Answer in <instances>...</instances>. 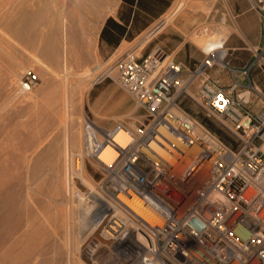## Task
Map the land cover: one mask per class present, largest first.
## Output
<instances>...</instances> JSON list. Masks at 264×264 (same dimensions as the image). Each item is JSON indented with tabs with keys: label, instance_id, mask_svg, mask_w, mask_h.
<instances>
[{
	"label": "built area",
	"instance_id": "1",
	"mask_svg": "<svg viewBox=\"0 0 264 264\" xmlns=\"http://www.w3.org/2000/svg\"><path fill=\"white\" fill-rule=\"evenodd\" d=\"M218 61L208 54L186 68L159 49L119 61L116 80L147 122L117 125L99 136L90 123L85 126L86 136L92 137L89 157L97 160L103 177L99 193L83 197H92L88 202L92 211L99 210L94 219L100 215V232L117 243L101 245L102 250L118 249L144 264H264V108L249 107V91L241 83L246 69L232 70L227 86L209 76ZM198 77L197 97L190 88ZM39 84L38 75L26 69L18 89L27 94ZM184 98L229 129L238 145L230 147L185 112L180 106ZM121 130L127 135L124 143L115 139ZM108 144L116 156L105 163L99 155ZM118 195L139 202L151 220L129 203L119 214L108 203H121ZM193 219L203 224L200 230L191 225Z\"/></svg>",
	"mask_w": 264,
	"mask_h": 264
},
{
	"label": "rangeland",
	"instance_id": "2",
	"mask_svg": "<svg viewBox=\"0 0 264 264\" xmlns=\"http://www.w3.org/2000/svg\"><path fill=\"white\" fill-rule=\"evenodd\" d=\"M21 1L26 0H0V3L4 9H7L11 4L17 5ZM29 1H39L40 5L47 3L49 7L53 9L62 6V18H65L74 6L72 0ZM121 1L122 0H119L115 9L106 16L105 21L109 17H116ZM257 4L262 6L263 3L258 2ZM28 8L35 9L36 5L32 4ZM191 13L192 15H190ZM187 14L190 16H187ZM229 14V7L226 0H208L205 8H192L185 6L171 19L172 21H168L159 32L151 35L152 37L149 34L150 29L163 15L155 19L149 26L139 33L134 32L133 39H124L115 47L110 46L106 41H102V43L99 44L102 28L96 37L91 38L87 30L84 28V23L77 22L76 28L79 42L76 45V49L81 53V57L77 60L67 61V64H63L61 56L59 63L54 67L46 60L44 61L45 67L35 61L32 56L34 53H37V47H33L34 50L32 47L25 45L17 37L8 34L9 32L0 26V52L3 51L6 54L0 58V67L8 70L9 65H13V73L10 78V85L11 83L12 85H9V90L11 87L12 88L10 91L2 89L0 92V125H3L0 131V177H3L4 175L13 178L18 174H24V172L27 174L29 172V170L27 171V168H30L31 164H35V166L37 165L36 169L38 168L37 171L42 175L35 183L36 187L40 186V189L37 188L32 191V199L34 200L35 198L33 202L34 209H36V211L34 210L36 215L41 217V219H48V222L51 221V224L53 225L60 219V214L62 216L64 215V218L68 216L67 218L69 220L67 219V221H73L74 216L72 215L75 210V207L73 208V203L69 202L70 199H68V203L61 204L62 199H60L59 196H56L53 192L54 181L57 178V175H62L66 171L65 168L59 167V165L63 163V159L65 161L64 148L66 147V150L69 148V159H66V162L70 161L69 166L70 172L72 173V152L77 153L79 150L73 149L71 145L78 134H81L80 138L83 139L86 124L90 123L94 126L99 136V133L104 135L103 133L106 130H112L117 125L129 128L134 125L141 126L142 123L146 124L147 122L145 120V112L137 106L135 101L119 86L116 80L119 61L126 58L128 55L143 58L148 53L158 49L171 58L173 56L172 51L175 46L174 44L180 40V36L178 34L170 33L163 34L161 31L165 29V31H168L174 24L177 25L181 23L188 30L186 38L189 42L186 46V59H191L193 61L198 60L196 63H199L200 60H203L208 56V53H205L201 45L193 40L194 37H207L213 35L212 37L214 38L215 36H218V33L224 34L225 32L228 33V37L231 33L238 32L237 21L235 18L230 17ZM253 38H255L254 35H250V39ZM141 43L143 44L140 45ZM10 46H12L11 53L7 54L6 49L7 47L10 48ZM222 50H224L225 53L224 57L219 60L215 66L208 69L207 72L209 73L212 69L223 68L224 65L225 67L239 68L240 70L246 69L250 82L247 83L248 85L242 88V90L249 91V93H245L246 97L248 94L250 95L249 107L254 110L264 108V45H252V49L248 53L233 56H230L227 52V46L225 43ZM179 54L182 55L181 52ZM96 66H99V69L104 71L108 68L109 70L107 73H102L101 78H96L93 82L87 85L89 78L95 73V71H92V68ZM26 69L34 71L40 79L39 86L32 93H27L29 94L28 96L18 89V79L16 78L20 77ZM65 81L67 84L64 85ZM198 87L199 77L196 78L194 84L190 88V93L197 97L198 95L196 94V91L198 90ZM41 89L46 90V92L49 93L48 95L51 94V96L54 95L55 97L46 98L45 95H42L44 93L46 94V92H41ZM5 91H7V93H5ZM39 95H42L44 98ZM61 96L64 99L65 104H67L65 109H61ZM180 106L191 117L200 123H203L230 147L235 148L238 145L237 137L232 134L229 129L223 127L218 121L207 117L202 108L192 99H182ZM11 124H16L18 126L27 125V130L23 129L22 137L18 136L16 138V134L9 129ZM26 135H29L30 137H26ZM48 148H52L53 150L50 151ZM50 161L52 162L50 163ZM83 161L85 172L90 180H93V183L96 182L95 184L97 185L103 177L99 163L92 157H85L83 158ZM52 163H55L56 166ZM52 165L54 167H52ZM55 167H58V169H55ZM50 186H52L53 191ZM120 196L123 197L122 195ZM125 200L136 210L141 212L148 220H151L150 213L139 202H134L133 204V202L126 198ZM69 204L71 208L68 206ZM59 207L61 211L60 209H57ZM53 210L58 212H54ZM94 211L89 212V219L93 220L95 216L98 215L99 210ZM67 212L70 215H68ZM56 213L59 214V216ZM45 215L48 216L45 217ZM76 223L77 221L75 224ZM63 226L56 229L55 232H50L51 239L47 241V244H52L56 247V249H51L50 251L53 250L54 253L56 250L57 251L55 254L52 253L53 251H49L47 253L49 257L56 255L58 251H60L62 256L67 258V256L75 252L73 246L75 242V231H73L72 226L68 229L69 226H66L65 222ZM57 231H59L60 234ZM86 233H88V231H86ZM100 244L107 245L103 240L100 241ZM99 251L97 259L98 264H131L132 260L130 257L123 252H119L118 249L106 251L102 250V247H99ZM79 259L84 261L82 255H79Z\"/></svg>",
	"mask_w": 264,
	"mask_h": 264
},
{
	"label": "bare ground",
	"instance_id": "3",
	"mask_svg": "<svg viewBox=\"0 0 264 264\" xmlns=\"http://www.w3.org/2000/svg\"><path fill=\"white\" fill-rule=\"evenodd\" d=\"M207 1L208 0H174L168 11L161 17L158 23L161 25L166 24L185 6L192 8H196V7L205 8ZM72 2H74L73 9L68 12V15L65 17L66 19L64 17L63 18L61 17L63 11L62 6L53 9L50 8L47 3L40 5L39 1L30 2L29 0H26V1H21L17 5L11 4L7 9H4V7L0 3V26L6 31H8L9 32L8 34L17 37L25 45L32 48L37 47L36 50L37 53H34L32 58L35 61H37L39 64H41L43 67H45L44 64L45 60L53 67L56 66L59 63L61 56H62L63 64L65 63L67 64V61L77 60L81 57V53L78 52L76 49V45L79 42V38L77 37L76 23L83 22L84 28L87 30L91 38L96 37L103 26L106 16L115 9V6L119 2V0H72ZM32 4L36 5L35 9L28 8ZM190 15H192V13ZM190 15L187 14V16ZM227 34L228 33L226 32L224 34L218 33V36L217 37L215 36L214 38L212 37L213 35L207 37H194L193 40L201 45L205 53H208L210 55L211 54L216 55L217 59L221 60L225 55L224 50L222 49L224 47V41L227 38ZM143 43H141L140 45H142ZM11 50H12V46H10V48L7 47L6 49L7 54L8 53L10 54ZM5 55L6 54L3 51L0 52V58ZM108 70L109 68L105 71L101 70L99 69V66L92 68V71H95V73L93 74L92 77L89 78L87 85L93 82L96 78H101L102 73L104 72L107 73ZM12 73H13V65H9L8 70L0 67V92L2 89L9 90V87L12 85V83L10 85L11 82L10 78L12 77ZM84 74H88V73H84ZM16 78L19 80V77ZM65 84H67L66 81L64 82V85ZM44 91L46 92V90H42L41 92ZM5 93H7V91H5ZM48 94L49 93L46 92V94L44 93L42 95H45L46 98H50L54 96ZM28 95L29 94H27L26 96ZM61 102H62L61 109H65V106H67V104H65V101L62 98V96H61ZM2 126L3 125H0V131ZM26 127L27 125L18 126L16 124H11L9 129H11L13 133L16 134V138H17L18 136L22 137V130L26 129ZM80 135L81 134H78L74 138V141L72 142L71 145L73 149L79 150L77 153L72 152L71 163H72L73 172L72 173L70 172V166H69L70 161L66 162V159H69V148L66 150L65 147L64 148L65 161L63 159V163H61L59 167L65 168L66 171L62 175H57V178L55 177L56 179L54 181V187H53L54 191L52 189L53 185L50 186L52 191L55 193V195L59 196L60 199H62L61 204L68 203V199H70L69 202L73 203V208L75 207L74 214L72 215L74 216L73 221H67L68 216L64 218V215L62 216L60 214V219L56 224L53 225L51 224V221L48 222V219H41V217H38L36 215L35 212L36 209H34V202H33L35 198L34 200L32 199V191L37 188L40 189V186L36 187L35 183L40 179L42 175L37 171L38 170V168L36 169L37 165L35 166V164L33 165L31 164L30 168L29 167H28L29 169L27 168V171L29 170L28 173L26 172L27 174H25L24 172V174L22 173L18 174L13 178L4 175L3 177H0V264H98L97 259L100 252L99 251V247L101 246L100 241L103 240L108 246L112 245V248L114 246H117L116 241L110 240L108 234L102 231L100 232L102 226L101 220L99 219L100 215L94 220L88 218L89 212L92 211V209L94 208L93 205H91L88 202L92 200V197L88 199L87 198L84 199L83 194L99 193V191L97 189V185L95 184L96 182L93 183L94 181L92 180L93 181L92 182L90 180L89 176L87 175L83 167V162H84L83 158L85 157L89 158L90 155L89 152H90L92 137L86 136L85 131H84L83 139L80 138L81 137ZM28 136L26 135V137ZM126 138L127 135L123 130L117 132L115 135V139L120 143H124L126 141ZM151 146L159 155H161L166 159H169V154L164 148H162L155 142H152ZM48 150L52 151L53 149L48 148ZM115 156H116V151L114 147L108 144L104 147L103 151L99 155V158L105 163H108ZM51 162L52 161H50V163ZM52 164L55 165V163ZM52 167L54 166L52 165ZM55 169H58V167L57 168L55 167ZM49 189L48 191H50ZM117 198L121 203H119L117 200L115 201L108 200V203H110V205L111 203L115 205L117 209H119L118 213L123 214L125 211L124 205H128V202L125 200V198L121 197L120 195H118ZM68 206L70 207V204ZM131 208L139 216H141L142 218H146L144 215H142L141 212H139L133 207ZM57 209H60V207ZM69 210L67 211L70 212ZM57 215L59 216V214ZM47 216L45 215V217ZM76 221H77L76 223L77 226L75 224ZM64 222L66 226H69L68 229H70L72 226L73 231H75L74 232L75 242L73 244L75 252L72 254L69 253L70 255L67 256V258H64L60 251H58L56 255L49 257L47 253L51 249H56V247L53 246L52 244L51 245L47 244V241L51 239L50 232L52 231L55 232L56 229L62 227L64 225ZM86 231H88V233H86ZM57 232L59 233V231ZM52 253H54V251ZM79 255L83 256L84 261H82V259L81 260L79 259ZM130 259L132 260L131 264H144L141 258L130 257Z\"/></svg>",
	"mask_w": 264,
	"mask_h": 264
},
{
	"label": "crops",
	"instance_id": "4",
	"mask_svg": "<svg viewBox=\"0 0 264 264\" xmlns=\"http://www.w3.org/2000/svg\"><path fill=\"white\" fill-rule=\"evenodd\" d=\"M168 4L166 6H163L161 4H157L153 7L154 10H161L156 15H152L149 13H144V17L146 18L145 25L138 29L137 31H134L135 33H139L144 28L149 26L155 19L160 17L165 13V11L169 8L173 0H167ZM227 5L229 7V16L233 17L237 21V26L239 31L231 33L224 41V43L227 46V52L230 56L233 55H240L242 53H248L252 49V45L259 46L264 45V35L262 33L264 29V0H226ZM262 2V6L257 3ZM128 4H126L123 0L121 1L119 10L117 12L116 17H111L113 20H115L118 23H122V21L119 18L118 13L122 11ZM136 6L133 5V10L135 11ZM133 15V14H132ZM106 22V21H105ZM105 24V23H104ZM103 24V26H104ZM141 24V23H139ZM159 23H155V25L152 27L154 28ZM165 24L158 25V29L155 33L159 32L161 27H163ZM102 26V27H103ZM129 27V26H128ZM151 28V29H152ZM150 29V30H151ZM102 30V29H101ZM166 30V29H165ZM161 31L163 34H178L180 36V40L174 44V49L172 51V57L175 61L182 63L186 68H194L198 63H196L198 60H191L186 59V46L188 45V39L186 38L187 34V28L179 23L174 24L173 27H170V30L168 31ZM250 35H254L255 38L250 39ZM125 38L121 39L120 41L124 40ZM133 39V38H132ZM99 40V44H101ZM120 43V42H119ZM181 52L182 55L179 53ZM176 58V59H175ZM202 60H200L201 62ZM232 70H240L239 68H230V67H223V68H216L209 71V76L212 79H215L219 81L222 85H229L230 79H231V71ZM234 74H237L235 72ZM250 82V79L248 75L241 77V83L243 88L246 87ZM250 96V95H249ZM253 111H258L254 110ZM260 110V109H259Z\"/></svg>",
	"mask_w": 264,
	"mask_h": 264
},
{
	"label": "trees",
	"instance_id": "5",
	"mask_svg": "<svg viewBox=\"0 0 264 264\" xmlns=\"http://www.w3.org/2000/svg\"><path fill=\"white\" fill-rule=\"evenodd\" d=\"M123 1L128 5L118 13L122 23H118L113 20V18L109 17L100 32V42L106 41L110 46L113 47L118 45L120 40L123 38L131 40L134 37V31H137L146 24L144 21L146 19L144 17V13L156 15L161 12V10H154L153 7L155 5L161 4L166 6L168 4L167 0ZM133 5L136 6L135 11L133 10Z\"/></svg>",
	"mask_w": 264,
	"mask_h": 264
},
{
	"label": "water",
	"instance_id": "6",
	"mask_svg": "<svg viewBox=\"0 0 264 264\" xmlns=\"http://www.w3.org/2000/svg\"><path fill=\"white\" fill-rule=\"evenodd\" d=\"M158 25H156L154 28H152L150 30V32H149L150 36L153 35L157 31ZM191 225L194 226L195 228H197L198 230H200L203 227V224L201 222H199L197 219H193L191 221Z\"/></svg>",
	"mask_w": 264,
	"mask_h": 264
}]
</instances>
